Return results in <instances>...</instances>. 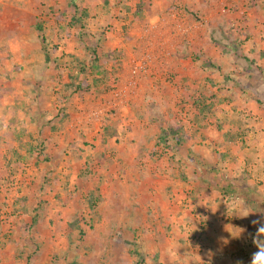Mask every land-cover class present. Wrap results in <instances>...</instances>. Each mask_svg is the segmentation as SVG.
I'll return each mask as SVG.
<instances>
[{
	"label": "crops",
	"instance_id": "obj_1",
	"mask_svg": "<svg viewBox=\"0 0 264 264\" xmlns=\"http://www.w3.org/2000/svg\"><path fill=\"white\" fill-rule=\"evenodd\" d=\"M177 1L184 5L195 4L200 7L198 0ZM39 6L45 7L46 11L50 12L48 19L40 20L39 16L34 13L36 9L40 8ZM121 6H124L125 9ZM262 7L243 6L244 10L252 12L251 18L244 21L251 23L254 16L261 13H256V8L262 10ZM165 9L167 11L162 12ZM27 11L30 13L29 17L23 19V13ZM108 12L115 15L108 22L112 23L113 27L118 28V35L112 34L111 31L99 32L103 31L101 27ZM116 15L119 17L116 18ZM187 19L190 20L189 18L183 19V24L178 17V11L170 9L165 0H0V77L2 76L0 83H3L5 76L13 80L7 86H0V107L12 111V114H6V121L11 122L9 120L11 118L15 122L30 124L29 127L32 128L29 141L31 143L32 139L40 138L39 128L41 126L37 124H42L44 121L61 124V126L65 123V127L68 129L65 133H62L61 130L52 132L51 129L43 132L46 133L47 138L44 140L45 148L41 156H49L52 159L44 158L43 163H40L42 161L40 160V164L37 163L35 169L39 168L41 171L45 169L44 179L47 183H45V187L48 188L47 192L31 194L25 203L22 200L21 203H18L12 199H8V201L0 190V229L5 231L6 227H11L10 231L13 232L14 236L16 234H22V236L31 234L35 238L32 244L34 249L38 251L37 254L33 258L31 256L30 261L26 259L28 255L23 257L19 264H86L87 259H89L86 256H90V254H85L84 248L80 249L78 243L80 241L87 247L93 245L94 249L97 248L95 252L99 251L100 256L104 252L108 253L110 260L109 263L105 262V264H117L119 248L127 252L130 248L125 243L132 235L128 229L124 230L120 225L122 226L124 222L129 221L130 224L126 226H132L134 219L131 214L138 209V207H134L135 204H142L143 207L145 205L151 206L166 199L174 201L178 207L181 201L187 199L185 192L181 191L182 188L189 187L196 192L195 189L201 188L200 185L203 183L207 185L206 188L212 187L210 178H214L213 173L219 172L216 168L217 165L211 162L212 155L216 154L214 150H210L213 149V146L209 149L208 147H196L189 143L187 148H184L183 145L174 148L176 150L174 152L177 153L178 159L180 158V162L183 164L181 166L185 171V178L177 175L179 174L178 168L169 170L173 165L163 169L160 166L162 164L159 163L162 158L156 161L155 165L151 164L147 158L149 153L154 151V140L161 127L164 126L166 118L162 116V111L156 115L150 110H154L157 106L167 107L168 110L169 107L174 106L175 102L170 101L173 100V90L179 89L180 91L186 82L184 80L193 78L195 75L192 67H190L193 66L192 62L186 65L176 54L177 61L170 63L171 65H166L171 56L162 57V61L156 65V69L138 87L127 88L125 95L122 96L124 101L119 102L117 97L118 100L115 99L116 107L111 109L112 112L106 113L109 104L112 105V103H108L111 102L112 95L126 82L130 67L129 62L124 63L125 59L129 60L130 41L127 40L129 36H125L122 28L136 24L135 26H142L148 31L151 24L155 23L157 25L155 33L160 40L159 43L163 46V52L169 50L165 44L167 34H169L168 39L175 36L173 27L172 30L166 32L164 29L172 26V24L186 29V32H177L179 40L176 42V38L174 39L176 42L174 44L177 46L170 51L173 56L175 50L184 44L181 43L183 41L188 42L189 40L188 43L190 46L192 45L191 48L197 49L194 31L191 28L192 24H187ZM256 19L259 20L257 17ZM40 27L43 30L40 31ZM25 31L28 32L25 33ZM135 31L133 28L131 33L134 36L133 46L137 47L140 45L138 38L141 32L135 36ZM110 38H116V40L111 41ZM91 41L99 44L95 52L98 59H91L89 53L86 52L88 50L86 45L91 44ZM192 42L194 44H191ZM231 42L233 41H225L227 45L232 44ZM52 44H57V46H52ZM256 55L253 53L251 56L255 57ZM220 68L210 65L206 70L209 74L230 73V68L225 63H222ZM160 69L167 73L172 70L173 77L171 79L173 82L176 81L178 86L171 87L169 82H166L165 77H161L163 73L166 75V72L161 73ZM158 81H161V87L158 86ZM246 101V107L251 108L252 111L256 110L252 108H256L258 104L256 100ZM239 105L236 108L238 115L241 112L238 109ZM134 109H142V116L135 115ZM94 112L95 114H93ZM231 113L233 110L226 112L225 114L228 115L222 119L218 116V121L226 120V117L231 116L229 115ZM237 114L230 119L227 118L229 119L227 122L230 123L229 127L225 131L223 129L218 131V133L236 132L237 127L235 125L237 124L235 123H242L244 127L252 128L251 123L254 122L250 117L244 119ZM182 122H185L184 117L181 118ZM194 122L196 121L193 120ZM123 124L129 130L126 131L124 138H121L119 126H123ZM135 124L136 130H134ZM194 131L197 133L195 136H199V134L200 136L209 135L204 129L200 130L196 123ZM210 131H213V126H210ZM253 132L249 131L243 136V139L247 141L248 138L253 139L259 135V132L256 134ZM53 134L63 136L58 142L55 140L52 142L49 136ZM15 136L19 137L17 134ZM217 137H220L221 150L229 155L248 154L252 151L251 146L241 147L237 145L238 142H235L230 134L227 135V139H225V135L222 137L218 134ZM119 138H121L120 141H117ZM79 139L81 142L78 141ZM83 140H93L95 147L87 149L82 143ZM73 145L83 146L84 151H81L83 156L81 155L78 159L72 156V151L76 150L72 149L71 151L68 146L72 147ZM140 152L144 155L140 161L147 160L146 166L152 167L150 169H153L154 173L158 172L157 174H159L161 172L163 179L157 182L162 184L159 186L161 190H164V195L160 194L159 190L157 195L155 192L154 194L150 193V191H148L150 194L118 195L120 193V190H117L118 187L123 188L125 182H128L125 184L127 186L140 185L147 188L150 186L145 185L144 182H131L133 181L132 177L125 179L124 183L119 180L122 178L121 167L132 176L133 170L138 166L137 164H140L139 158H137ZM219 153L221 154L220 151ZM193 154L197 156L192 158ZM34 163L32 162L31 166L35 165ZM127 168L128 170H126ZM204 171L210 175L206 174V177L203 174ZM171 173L176 174V176H169ZM220 177L219 175L218 178ZM152 180L156 181L154 178ZM37 183L41 186L43 178L42 180L39 179ZM209 184L211 187H208ZM95 187L101 190L98 189V195L95 194ZM68 188L77 189L72 197L68 195ZM215 192L217 190L208 189L205 193L202 191L190 193L188 197L195 196L208 200L214 197ZM172 195L173 197H171ZM21 197L26 198V196ZM86 202H94L93 204H95L92 205L95 206L93 207L95 208L94 222L82 214ZM38 203H41L39 208H37ZM121 203L124 204L123 211L118 210V208H123L117 205ZM26 205L29 207H24ZM150 206L146 209L147 212L143 218L148 224L149 214L153 210ZM28 208L31 212L36 213L35 219L30 215L31 213L29 218H26ZM11 211H14L15 214L19 213V215H13ZM93 214H89L90 217ZM32 219L35 220V223H32ZM7 220L11 222L8 226ZM26 221L29 222V225L25 224ZM215 222L212 224L203 223L202 226L194 224L192 227H185L183 230L180 228L176 231V235L181 236V234L189 232H194L196 235H205L206 233L221 235L219 228H216V233L213 230L209 232ZM147 223H143V225ZM148 224L147 226H149ZM28 227H30L29 233L24 231ZM131 228L135 229L134 224ZM146 229L149 231L148 227ZM156 233L160 234L157 230ZM1 235H3L2 232H0V264H9L10 261L12 264L15 261L14 255L16 259H20L17 256L20 255L18 252L22 250L19 246L21 244L18 242V238L12 240L1 237ZM119 240L120 244L118 243ZM71 242H73V246ZM155 242L142 243L139 250L144 251L145 254L147 253L146 256L150 257L159 253V258L156 260L157 264H162V250L164 253L167 251L170 255L176 256L175 253L180 248L178 245L175 246V249L165 248L164 246L167 247L168 243L166 241L164 244L160 240ZM145 245L151 250H146ZM9 251L13 253L9 254ZM50 252L61 253V256L65 257H58L57 260L51 259ZM188 255L190 256V254ZM184 256L187 259L190 258L186 253ZM126 263L125 261L123 264Z\"/></svg>",
	"mask_w": 264,
	"mask_h": 264
},
{
	"label": "rangeland",
	"instance_id": "obj_2",
	"mask_svg": "<svg viewBox=\"0 0 264 264\" xmlns=\"http://www.w3.org/2000/svg\"><path fill=\"white\" fill-rule=\"evenodd\" d=\"M165 2L168 7L170 6V9L172 8L178 11V17L181 19L180 21L182 23L183 19H190H187V24H192L191 28L194 31V41H196L197 46L196 51L191 48L192 45L190 46V43H188L190 42L189 40L188 42H181L184 44L175 50V55L172 56V53H170L166 56H171L169 59L170 62L168 61L166 65H171L170 63L174 61L176 62L177 54L184 64L187 65L192 62L194 67H190H192L195 75H193V78L190 77L187 80H184L188 83L184 82L180 91L179 89L176 91L173 90V100H170L172 103L175 102V104H173L174 106L172 105L173 107H169L167 110V107L157 106L154 110H150L151 112L156 113V115L159 114L158 112L162 111V116H165L166 118L164 120V126L161 127L154 140V151L150 152V155L147 156V158L153 165H155L156 161H159L162 158L159 161L162 165H159L163 169L170 168L171 165H173L169 170L178 168L179 174L177 175L185 178V171L181 166L183 164L180 162V158L178 159L177 153L174 152V148L180 145L187 148L189 143L196 147H208L209 149L213 146V149L211 148L210 150H214L216 154L212 155L211 162L217 165L216 168L219 170V173H213L214 178H210L211 184L213 185L211 187L209 184L208 187L211 188H206L205 186L207 185L204 183L200 185L201 188L195 189L196 192L189 187L182 188L181 191L183 193L185 192L187 199H184L178 204L180 209H178L179 206L177 207V205L174 204V201L166 199L151 206L145 205L143 207L142 204H135L134 207H138V209L135 213L131 214L134 219V221L132 220V226L134 224L135 229H132V226H126L130 224L129 221L124 222V225H122L123 227L120 225L124 230L128 229L132 235L125 243L130 249L126 252L119 248L117 264H123L125 261L127 262L126 264H157L156 260L159 258V253L155 254L154 257L146 256L147 253L145 254L144 251H140L139 247L142 243H156L155 241L159 240L163 244L165 241L168 242L167 247L164 246L165 248L175 249V246L177 245L180 247L175 253L177 257L175 255H170L167 251L166 254L162 250V264H236L237 261H242L243 264H249L251 253L257 250L248 238V232H255V227L250 221L264 216V0H198L197 2L200 7H197L195 4L196 7L193 4L184 5L177 0H165ZM182 6L187 7L184 8ZM243 6H263L261 8L262 10L256 8L257 10L255 12L261 13L254 16L255 23L254 20L251 23L244 21L251 18L250 15L252 12L244 10L242 8ZM121 7L125 9L124 6ZM164 11L167 10L165 9L162 12ZM255 12H253V14H255ZM34 13L39 16L40 20H46L48 19L47 17H50V12L46 11L45 7L36 9ZM29 14L28 11L24 12L23 19L29 17ZM114 16V13L110 14L108 12L106 20L101 27L103 28V31L99 32L111 31L112 34L118 35V28L116 26L113 27V24L108 22V20ZM117 17H119V15H116V18ZM256 17L259 20H257ZM135 25L136 24L122 28L126 34L125 36H129L127 40L130 41L129 60L125 59V64L128 62L130 64L133 60H136L134 58L139 56L138 51L142 48L145 49V45H149L148 42L150 41V36H148L146 28ZM174 26L175 25L172 24V26L164 29L165 32L172 30V27L173 30H175ZM133 28L136 30L134 33L135 36L137 33L141 32L138 38L141 46H133L134 36L133 33H131ZM39 30L41 31L43 28L40 27ZM26 32L28 31H25V33ZM119 32H121L120 29ZM177 32L175 31V36H171L170 39H168L169 34H167L168 36L165 38V44L169 48L168 52L174 50L177 46V44H174L179 40ZM175 38L176 42L174 41ZM153 39H157L158 41L153 44L152 50H155V53H161L163 46L159 43L160 40L156 37H151V40ZM110 40L113 41L116 40V38H110ZM226 40L233 42H231L232 44L227 45L225 43ZM191 44L194 43L192 42ZM97 45L99 44L93 43L92 41L91 44L88 43V45H86V48L88 49L86 52L89 53L91 59L97 58L95 55ZM52 46H57V44H52ZM253 53H256L257 55L255 57L251 56ZM199 60L200 62H198ZM222 63H225L226 66L230 68V73L228 72V74H226L224 72H217L209 74L206 70L210 65L213 67L218 66L220 68ZM164 71L165 70L162 71V69H160L161 73ZM172 72V70L168 73L166 72V75L163 73L161 77H165L166 82H169L171 87H177V82H173L171 79L173 77ZM4 78L5 80L3 83H0V86H7L8 83L13 81L12 78H9L8 76H5ZM1 79L2 76L0 77V82ZM161 81H158L159 87H161ZM245 99L251 102L252 100H256L259 105L257 104L256 108L252 107L256 110L252 111L251 108L246 107L245 105H247V101ZM237 103L240 104L238 106V109H240L239 111H241L239 112V115L236 110ZM206 105H209L210 108H205L204 106ZM9 110L11 111V109L0 107V190L1 194H4L7 200L12 199L14 202L17 201L18 203H21L22 200L23 203H25L26 199L29 198L31 194H43L44 191L47 192L48 189L45 187V169L42 171L39 168L35 169L40 160H42L40 163H43L44 158L48 157V159H52V157L49 156H41L45 148L44 140L47 138L46 133H43L44 130L51 129L52 132L61 130L62 133H65L68 129L65 127V123L61 126V124L58 125L44 121L42 124H37L41 126L39 128L40 138L37 136L38 138L32 139L31 143L29 139L32 127H29L30 124L28 123L12 121L11 118L9 119L11 122L9 120L10 123L7 122L6 114H12V111L10 112ZM134 110L135 115L142 116L141 110ZM232 110L233 113L229 114L231 116L226 117V120L218 121V116L222 119L224 116L228 115L225 114L226 112H231ZM15 112L17 113V110H15ZM249 113L251 114L250 116ZM235 114H237V116L241 115L244 119L250 117L254 122L251 123L252 128L244 127L242 123H235L237 124L235 125L237 127L236 132L231 133V131H228L225 132V134L218 133V131L220 132L222 129L224 131L227 130L230 124L227 120L232 118ZM182 117L185 118V122L181 123ZM193 120L196 122L193 123ZM195 123L200 130L204 129L209 135L200 136L199 134V136H195L197 135L196 131H194ZM210 126H213V131H210ZM136 128L137 126L135 124L134 130H136ZM119 129L122 134L121 138H124V135L129 128L123 124V126H119ZM174 131L178 134L177 138L179 141L177 142L179 143H176V139H173ZM249 131H254L253 133L255 134L259 132V135L255 138L253 137V139L248 138L247 141H245L243 136ZM16 134L19 135V137L15 136ZM218 134L222 137L225 135V139H227V135L230 134L233 136V140L238 142L237 145L241 147L251 146L252 151H250V153L248 152V154L229 155L227 152L221 150V143L219 142L220 137H217ZM62 136L63 135L58 136L57 134H53L52 136H49V139L52 142H54V140L58 142ZM160 136L161 139L159 138ZM121 138L117 139V141H120ZM78 141H80V139ZM82 143L87 149L95 147L93 140H83ZM68 149L71 151L72 149L76 150L72 151V156H74L75 159H78L82 155L81 151H84L83 146L81 147L77 145H73L72 147L68 146ZM77 151L79 153H73ZM143 156L144 155L141 152L137 156L140 164H137L138 166L133 170L134 173L132 176L121 167L122 170H120V172L122 173V178L119 180L121 183H124L125 179L127 180V178L132 177L133 181L131 182H144L145 185L147 184L150 186L148 188L141 187L140 185L127 186L125 184L128 182H125L123 188L118 187L117 190H120L118 195H132L133 193L134 195L141 193L154 194V192L156 195L159 193L164 195V190H161L159 186L162 184L157 182L163 179L161 172H159V174H157L158 172L154 173L153 169H150L152 167L146 166V163H148L147 160L143 162L140 161ZM195 156L197 155L193 154L192 158H195ZM32 162H35V165L31 166ZM126 170H128V168ZM203 174L206 176V174L208 175L209 173L204 171ZM219 175L232 182V185L236 187V191L229 193L220 191L219 187L224 186L226 181H216L215 179L218 178ZM169 176L174 177L176 174L171 173ZM41 177L43 178V183L39 186L37 182L39 179L42 180ZM151 178L156 179V181ZM204 181H206V179H204ZM98 189V187H95L94 189V191L96 190V195L99 193ZM208 189L217 190V192L213 194L214 197H211V199L203 200L200 199L201 197H188L190 193L194 194L201 191L205 193ZM158 190L160 191L159 193L157 192ZM76 191V188H68V195L72 197L73 193ZM148 191H150V193ZM17 195L19 197H16ZM21 196H26V198ZM171 197H173V195ZM95 203L97 204V201ZM37 205V208H39L41 203H38ZM117 205L118 207H123L118 208L119 211L124 210L123 203ZM27 206L28 205L24 207ZM84 206L85 210L82 214H85V217L92 221L94 219L93 213L95 212V208L93 207L95 206H91L90 202H86ZM149 206L153 210L151 211V214H149L150 220L148 224L143 218L145 217V213L147 212L146 209ZM29 209L30 208H28V211L26 210V215H28L26 218H29L30 213L32 218H34L36 213L31 212ZM245 210L252 212V214H250L247 219L237 218V216L241 215ZM11 213L13 215H19V213L15 214L14 211H11ZM89 214H93L92 217H90ZM34 219H32V223H35ZM214 220L217 221L215 222ZM87 222H89V220H87ZM92 222H94V220ZM214 222L215 225L213 228L209 229V232L213 230L216 233V228H219L221 235H211L207 233L205 235H196L194 232L183 233L181 236L176 235V231L180 228L183 230L185 227H192L194 224L202 226L203 223L212 224ZM143 223H147L149 226H147V224L143 225ZM8 224H11V222L7 220V226ZM25 224L29 225V222L26 221ZM92 226L93 224L91 227ZM146 226L149 231H147ZM30 227H28V229L25 228L24 231L29 233ZM10 229L11 227H6L5 231L0 229V232L3 234L1 237H6L12 240L18 238V242L21 244L19 246L22 248V250L18 252L20 255L17 256L20 259H16V256L14 255L13 257L15 261L12 264H19V262L22 261L21 259L27 255L26 259L30 261V259L38 252L34 249V245L32 244L35 239L34 236L31 234L26 236L16 234L14 236ZM173 229L175 230L172 231ZM242 229H245V231L241 233L239 238H236ZM156 230L160 232V234H157ZM154 239L156 240L154 241ZM106 242H108V240H106ZM72 243L73 242H71V245ZM78 243L80 249L84 248L83 250H85V254H90V256H86L89 258L87 259L88 261L86 264L109 263L110 257L108 253L104 252V255L102 254V256H100L99 251L95 252V249L97 248L94 249L93 245L87 247L86 245H83L81 241ZM118 243H121L120 240ZM146 250H151V248L146 246ZM8 253L10 254L13 252L9 251ZM55 253L56 252H50L51 259L55 258V260H57L58 257H65L61 256V253ZM148 253L151 255L150 252ZM185 253L190 257L189 259H187V257L185 258ZM164 254H166V256H164ZM188 254H190V256ZM10 263L11 261L9 264Z\"/></svg>",
	"mask_w": 264,
	"mask_h": 264
},
{
	"label": "built area",
	"instance_id": "obj_3",
	"mask_svg": "<svg viewBox=\"0 0 264 264\" xmlns=\"http://www.w3.org/2000/svg\"><path fill=\"white\" fill-rule=\"evenodd\" d=\"M156 24H151L150 28H148V36H150V41L148 42V46L145 45V49L142 48L139 52V56L137 58H134L136 60H133L132 63H130L129 72L126 78V82L112 95L111 102L112 105L109 104L108 108L106 109V113L112 112L111 109L115 108L117 103L115 102V99L119 102L124 101L123 97L125 95V91L129 87H138L140 83L153 72L154 69H156V65L162 61V57L167 56L170 54V52H161V53H155V50H152V46L155 42H157V39L151 40V37H157L156 31ZM174 31H184L186 32V29H182L179 26H175ZM183 33V32H182ZM159 39V38H158ZM141 46V44H140ZM155 47V45H154ZM118 97V98H117ZM95 114V112L93 113Z\"/></svg>",
	"mask_w": 264,
	"mask_h": 264
},
{
	"label": "clouds",
	"instance_id": "obj_4",
	"mask_svg": "<svg viewBox=\"0 0 264 264\" xmlns=\"http://www.w3.org/2000/svg\"><path fill=\"white\" fill-rule=\"evenodd\" d=\"M250 214L252 212L245 210L237 218L247 219ZM250 223L255 227V232H248V238L257 250L251 253L249 264H264V216L252 219ZM243 231L245 229H242L236 238H239ZM236 264H243V262L237 261Z\"/></svg>",
	"mask_w": 264,
	"mask_h": 264
},
{
	"label": "trees",
	"instance_id": "obj_5",
	"mask_svg": "<svg viewBox=\"0 0 264 264\" xmlns=\"http://www.w3.org/2000/svg\"><path fill=\"white\" fill-rule=\"evenodd\" d=\"M227 79V78H226ZM205 108H207V109H209L210 107H209V105H206V106H204ZM177 132L176 131H174L173 132V139H176V143H179V142H177V141H179L178 140V138H177ZM160 139H161V136L159 137ZM216 173V172H215ZM219 172H217L216 174H218ZM218 181H226V184L224 185V186H220L219 187V190L220 191H222V192H224V193H229V192H234V191H236V187H234L233 185H232V182H230V181H228L227 179H225L224 177H220V178H216ZM218 188V187H217ZM94 202H92L91 203V206L92 205H94L93 204Z\"/></svg>",
	"mask_w": 264,
	"mask_h": 264
}]
</instances>
